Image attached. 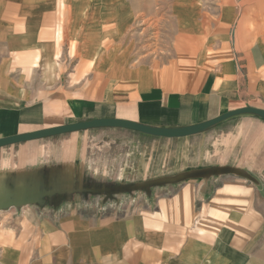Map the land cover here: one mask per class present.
Masks as SVG:
<instances>
[{
  "label": "crops",
  "instance_id": "1",
  "mask_svg": "<svg viewBox=\"0 0 264 264\" xmlns=\"http://www.w3.org/2000/svg\"><path fill=\"white\" fill-rule=\"evenodd\" d=\"M95 1L62 0L51 48L41 33L54 0H0V138L96 118L181 128L264 109V0H172L169 59L104 72L86 95L10 78L17 54L51 69L66 12L83 10L87 20ZM146 1L101 0L97 22L116 11L117 23L128 22ZM91 30L85 68L104 39ZM119 51L123 59L127 49ZM49 138L59 142L41 149ZM13 145L16 164L6 156L0 166V214L19 216L0 229V264H264V119L256 114L183 137L98 126Z\"/></svg>",
  "mask_w": 264,
  "mask_h": 264
},
{
  "label": "rangeland",
  "instance_id": "2",
  "mask_svg": "<svg viewBox=\"0 0 264 264\" xmlns=\"http://www.w3.org/2000/svg\"><path fill=\"white\" fill-rule=\"evenodd\" d=\"M65 6H69L72 0H63ZM93 1V0H91ZM101 0H96L92 11L88 15L87 20L84 19V12L80 10L76 12L68 9L64 17L63 22V33L61 40L59 41V53L58 57L51 56L50 66L51 69L43 67L44 61L34 64V57L30 56V59L23 60L26 58L25 55H15V59L11 62L10 70L8 74L10 78H15L16 82L29 85L43 86L44 90L46 87L51 88H63L64 90L78 91L81 95H86L87 90L91 84L104 72H119L120 70L131 69L143 65H158L169 59L173 51V35L175 30L174 18L172 16V0H147L146 2L137 3L136 5H142L143 9L134 10L129 12V21L117 23L119 20V13L111 12L112 18L106 22H97L96 9L99 7ZM130 3L132 0H129ZM209 0H201L200 4H206ZM62 0H54L53 15L54 19L49 22L45 29L49 33H44L45 29L42 30L41 37L47 38L51 48L56 45V28L57 20L60 21L59 9ZM133 5V4H132ZM135 6V5H134ZM134 6H132L134 8ZM259 10V17L264 20V6L262 5ZM92 18V19H91ZM257 20V17H256ZM258 21V20H257ZM95 24V26H94ZM100 26V27H96ZM97 29V32H101L104 35L102 40L103 44L100 45L101 51L96 56V59L88 68H85L89 59L92 57L91 52L88 51L89 44L83 41V38L87 41L92 40L88 38L89 33L92 30ZM258 31V30H257ZM264 31V30H263ZM112 33L114 36L109 35ZM103 37V36H102ZM73 41L76 42L74 53L70 52V48L73 45ZM117 41V50L115 55H110L106 50L113 47V43ZM55 47V46H54ZM104 47V49H102ZM106 47V48H105ZM127 49L126 56L123 59H119L117 55H120L119 49ZM54 52V48L52 53ZM13 56V55H12ZM33 65H37L38 69H32ZM40 66V67H39ZM47 75L44 78L46 83L42 84L40 75L44 73ZM40 86V87H41ZM49 88V89H51ZM29 89L30 88H25ZM32 91V90H31ZM36 95H41L44 92H35ZM40 143L44 145V149L48 148L52 144H57L58 138L40 139ZM38 141V140H37ZM36 142V141H35ZM15 144V143H14ZM138 144V143H137ZM17 145H6V147L0 149V166H3V159L5 160L8 156L10 160V167H13L17 162ZM43 149V150H44ZM42 150V151H43ZM147 154L145 157V162ZM141 170V167H140ZM41 211L42 216H50V210ZM6 213V212H5ZM45 214V215H44ZM0 229L7 227V223H13L16 216L19 214L10 215L12 219H7L6 214H0ZM5 216V217H3Z\"/></svg>",
  "mask_w": 264,
  "mask_h": 264
},
{
  "label": "water",
  "instance_id": "3",
  "mask_svg": "<svg viewBox=\"0 0 264 264\" xmlns=\"http://www.w3.org/2000/svg\"><path fill=\"white\" fill-rule=\"evenodd\" d=\"M243 113L256 114L264 119V109L254 108L250 106L230 110L210 120L181 128H157L119 118H96L66 123L59 126L43 128L12 136L2 137L0 138V147L23 141L39 139L52 135L98 126L123 127L160 137H183L198 133L229 117Z\"/></svg>",
  "mask_w": 264,
  "mask_h": 264
}]
</instances>
